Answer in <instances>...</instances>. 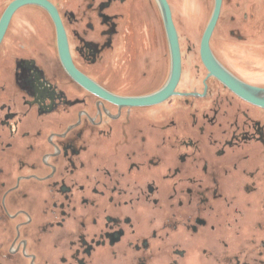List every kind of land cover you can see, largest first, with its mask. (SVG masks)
I'll return each instance as SVG.
<instances>
[{"label": "flooded vegetation", "instance_id": "1", "mask_svg": "<svg viewBox=\"0 0 264 264\" xmlns=\"http://www.w3.org/2000/svg\"><path fill=\"white\" fill-rule=\"evenodd\" d=\"M177 1L0 0V264H264V0Z\"/></svg>", "mask_w": 264, "mask_h": 264}, {"label": "water", "instance_id": "2", "mask_svg": "<svg viewBox=\"0 0 264 264\" xmlns=\"http://www.w3.org/2000/svg\"><path fill=\"white\" fill-rule=\"evenodd\" d=\"M221 0H216V4H215V10L214 12H218L219 9V3ZM162 11L164 13V20L166 22V27H167V31L169 33L170 38H172L171 41V51H172V77H173V83L176 81L177 77L180 75V51L178 48V44H177V36H176V32H175V28L173 26L172 20H171V16H170V9L168 8V6H166V2L165 0H159ZM215 13L214 16L212 18L211 23L208 26V30L210 31V29L213 26V19L215 17ZM208 31V32H209ZM206 53V52H205ZM62 55V59L64 62V66L66 68V70L68 71V73L74 77L75 79H78L80 81H82V79H87L86 77H84L80 72H78L69 62V58L67 55V52L62 51L61 52ZM209 62L211 63V58L208 57ZM243 95H248L247 90L244 91V93H242Z\"/></svg>", "mask_w": 264, "mask_h": 264}, {"label": "rangeland", "instance_id": "3", "mask_svg": "<svg viewBox=\"0 0 264 264\" xmlns=\"http://www.w3.org/2000/svg\"><path fill=\"white\" fill-rule=\"evenodd\" d=\"M175 6V12L180 20V24H181V29L184 31V28L186 29L187 27H193L194 26V23L195 21L193 20H190L189 17H187V12L184 8V4L182 5L181 3H179L177 0H174V3H173ZM201 4L203 6V10L204 12L206 13V11L208 10L209 8V5H210V0H202L201 1Z\"/></svg>", "mask_w": 264, "mask_h": 264}]
</instances>
